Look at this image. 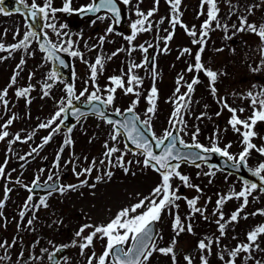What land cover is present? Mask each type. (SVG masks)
Instances as JSON below:
<instances>
[{
    "label": "snow or ice",
    "instance_id": "snow-or-ice-1",
    "mask_svg": "<svg viewBox=\"0 0 264 264\" xmlns=\"http://www.w3.org/2000/svg\"><path fill=\"white\" fill-rule=\"evenodd\" d=\"M72 2L73 0H63V6L61 8H55L53 7V0H42L41 3H38L37 0H31L30 5L26 3V0H17V4L26 9V12H22L19 6L15 9L17 13H22L25 16L26 31H24L22 38L16 40L15 43L5 45L0 42V53H7V55H0V61L11 58L16 52L23 53L10 78L8 86L0 90V105L3 106L5 114L9 110L10 102L7 99L9 90L17 84L18 77L27 62L26 57L34 55V52L31 51L33 42L38 45L39 51L44 54L45 61L52 62L55 65L48 71L41 83V98L49 97L56 83L63 84V91L65 93V96L57 102V108L54 113L47 120L39 122L36 128L29 132L21 130L13 134L9 131V128L17 119L15 114L8 116L3 123H0V142H6L8 145L5 159L3 163H0V179L21 185L29 193L18 213L19 222L17 223V233L21 231V224H23L26 218L27 227L31 229V226L37 219L36 213L41 208L47 209L49 207L47 202L48 197L53 192L63 195L67 192L77 191L87 187L95 194L98 183L112 178L114 174L112 169L119 167L125 174H128L131 165L134 163L131 160H126L129 154L141 156L143 158L142 161L136 160L135 163H142L144 168H151L158 174L159 182L151 189L148 195L137 193L135 196L136 202L120 207L106 222L99 224L84 223L80 225L74 233L71 244L53 245L54 251L51 252L48 248H41V255L39 256L35 255L31 250L26 253L22 248L17 255V264H32V262L39 264V262L43 261L44 254H47L49 264H61V260H63V264H69L67 256L58 259V254L62 253L65 248L79 247L80 255L85 256L87 249L94 248L95 240L106 241V243L103 245L100 253L92 251L91 255L86 256L87 264H150V260L155 253L168 256L171 258L172 264H177L176 237L174 236L167 246H160L158 238L162 239V236L155 230L154 225L167 212L169 215H173L172 228L176 236L185 231L192 233V224L190 222L185 224L178 211L173 214L174 209H179L178 201L184 199L190 209V216L185 217V220L190 219L195 214H200L207 220L208 217L205 213L207 212V203L210 201L209 198V201H205L204 207H198L197 204L201 198L199 195L189 199L180 194L181 187L194 188L197 193H202L199 185L192 184L191 178L182 173V165L191 164L199 169L201 164L198 161L207 162L211 154H219L225 157L227 161H231L233 168L239 169L241 165L247 167V161L253 151L257 152L261 157H264V144L258 146L253 143L254 138L258 137V133L255 131L256 125L264 122V88L249 90L247 93L240 94V98L247 100L249 102L248 107L252 110L251 114L247 117H243V113L247 111L246 108L232 107L226 97H218L215 83L225 73L214 70L202 62V53L205 51L209 33L216 30L222 31L224 33V40H233L239 33L257 36L260 41L257 49L260 55V63L252 71L260 72L264 69V22L249 21V16L252 14L256 5L248 6L244 10L247 14H244V12L237 14L239 11L238 6L233 4L232 0H200V12L198 16H206V18L200 25L199 31H197L195 26L189 29L181 21L182 12L180 6L182 0H166L170 6V16L168 18L162 17L158 21H153L152 18L158 11L160 0H155L154 7L147 12L142 11L139 7L142 0H136L134 14L137 19L130 25L131 34L124 36V39L128 42V48L125 49L122 46L110 55L104 56L99 52V49L103 48L107 36L114 32V25L121 22V4L130 6L133 0H119V3L118 0H91L90 3L78 9L71 7ZM221 2L226 4L229 9L227 18L221 17ZM0 12L8 14L2 7H0ZM58 12L69 14L77 12L81 15L91 14L95 15L96 20L103 21L108 19L112 21L106 29L105 34L98 37V44L89 46L85 42V47L88 48V51H98V54L92 62H89L85 58L84 53L79 50L78 45L82 37L74 39L72 34L66 31L68 25L57 22L56 14ZM233 15L237 16L238 23L229 24L228 21L231 20ZM165 19L168 20L172 31H168V29L164 30L166 35L162 38L164 47L161 51L163 53L169 51L168 42L173 38L177 25L183 27L186 33L190 37H193L192 44L197 45L198 50L194 54V62L187 67L188 72L195 73L196 75L193 76L190 82H186V91L183 93H181V86L184 81V76H178L174 99L170 98V102L174 104L169 119L171 127L166 128L161 136H157L152 127L158 100V89L155 86L157 73L154 60L151 64L153 85L144 97L148 107L145 110L143 119L136 111L142 95L140 88L143 85V77L137 73V69L143 68L149 63V57L147 55L144 56V59L140 63L130 60L127 65V70L121 69L120 74L109 76L108 84L103 88L98 84V77L103 75L106 62L122 52L127 51L129 57L136 50L147 54L148 49L153 47L152 44H148L146 47L144 44L135 45L133 42L138 35L151 32L154 27L159 31L158 25H162ZM40 20H43L44 23L38 28V21ZM95 22V20L91 21L92 24H95ZM47 30L52 32L55 40L49 36ZM19 35L20 31L17 29L14 39ZM215 50L220 52L224 49L218 48ZM232 51H235V49H232ZM60 53L68 54L73 58H79L89 69V77L84 80L83 88L78 94L76 92L75 71L72 73V83L63 81L59 69L68 67V64L59 55ZM185 54L191 55V49L183 48L180 51V55ZM177 58L179 59L180 57L178 56ZM200 73H203L209 80L211 93L217 99V103L222 105L221 112L227 110L230 113L228 124L241 137L240 144L242 150L238 155H233L230 152L232 147L231 143L225 144L223 147L220 146L219 130L215 131L213 136L210 137V145H204L197 140L200 133L198 126L193 131H188L185 116L191 111V105L193 103L192 94L194 92V86L200 83ZM33 76L34 73H29V81L32 80ZM253 87L255 88V86ZM34 90L35 86L32 83H28L27 86L16 87L14 94L17 98L24 99L27 105L31 103L30 94ZM118 90L122 91L125 95L134 96L135 99L124 110L114 108V115L119 117L114 119L107 115L106 111L114 105ZM81 98H84L83 102L88 106L87 111L82 110L74 104V101L81 102ZM221 112H218L217 115H221ZM88 114L97 116L105 124L110 126L109 136L111 143L109 140L104 141V152L99 159L93 157L89 160L87 156L81 158L74 151H70L69 158L64 160L62 165L61 161L65 149H74L75 141L72 138L74 128ZM206 115V112H202L195 118L202 120ZM69 116L74 118L77 123L67 125L66 121ZM0 119H3V117H0ZM62 127H66V133L55 154L51 169L47 170V179L41 183L40 175L37 174L34 176L31 185L24 184L20 177L12 181L11 173L6 171L11 156H16L21 162V168L23 169L31 159H34L40 154V151L53 140L55 135L61 133ZM41 129L48 130V134L40 138L39 144L32 146L29 142L33 141L37 135V131ZM184 135H190L192 142L187 143L183 138ZM122 141L123 149L119 147ZM89 142H91V139ZM16 143L28 144L29 150L23 155H18L13 149V145ZM129 144L134 147H129ZM178 145L181 147H178ZM193 149L198 151H193ZM43 159L46 160L47 157ZM84 164L87 166H83ZM69 165H71L72 174L77 178L78 183L62 184L60 183L61 170L62 168L66 169ZM98 165L101 167H98ZM213 167L216 166L210 165V171L203 173V175L214 176L215 172L211 170ZM12 171H15V169ZM45 171L46 169L44 168L39 169V173H44ZM94 171L97 172V175L94 181L90 183L89 180ZM248 171L253 176L258 177L260 183L242 179V185L238 191L233 187L228 193L218 194L213 215L218 217L215 223L219 236H209L198 240L197 249L201 253L199 256L200 264H209L208 257L212 255V248L214 246L218 249L217 256L221 264H238V259H242L244 264H248L249 261H253V264H264V259H257L256 255H254V253H264V248L259 243L260 237L264 236V223H260L248 231L245 241H239L231 247L221 243L222 239L226 236L228 225L238 223L240 218L248 219L249 216H264V208L256 209L252 213L244 215L243 217L241 216L250 204V197L252 201L259 199L253 193L257 190L264 193V174H262L264 173V160L259 162L255 168H248ZM131 174L135 175V173ZM197 175L199 176L201 173L198 172ZM176 180H179L181 183L175 185L174 181ZM36 189L46 190L45 195L39 196L38 200H34ZM12 191L13 189L11 187H8L7 184L4 185V195L0 199V219H4L5 221L7 218L4 217L3 210L9 199V193ZM232 199L241 201V203L226 219L222 209L225 203ZM29 212H31L30 217H28ZM58 222L62 223V221H53V223ZM4 226L6 227L7 223ZM32 230L34 231V229ZM86 230H88L87 235H85ZM233 239L238 240V237H233ZM17 243L22 244L23 241L16 236L11 241H0V250H3V255H0V264H5V262L11 260L9 252L12 248L16 247ZM38 244L39 240L35 241L31 245V249H34ZM49 244H52V242L49 241ZM183 258L186 264H193L194 258L191 255H185Z\"/></svg>",
    "mask_w": 264,
    "mask_h": 264
},
{
    "label": "rangeland",
    "instance_id": "rangeland-1",
    "mask_svg": "<svg viewBox=\"0 0 264 264\" xmlns=\"http://www.w3.org/2000/svg\"><path fill=\"white\" fill-rule=\"evenodd\" d=\"M26 1L31 3V0ZM79 1L83 0H76V3ZM86 1L89 2L90 0H84V3ZM37 2L41 3L42 0H37ZM232 3L238 6L239 11L237 14L244 12L248 6L256 5L252 14L249 16V21L264 22V0H232ZM135 4L136 0H133L132 5L129 6V21L131 23L137 19L134 14ZM154 4L155 0H142L139 7L142 11L147 12L154 7ZM62 6L63 3L58 7ZM184 7L185 11L181 16L182 23L187 25L189 29H191L192 26H195L196 30L199 31L200 25L206 18V16H198V13L200 12V0H182L180 6L181 12ZM220 7L222 9L221 17L227 18V13L229 11L227 5L221 2ZM244 14L247 13L244 12ZM169 16L170 6L166 0H160L158 11L152 18L153 21H158L162 17L168 18ZM56 20L58 23H65L64 18L60 14L58 15V13L56 14ZM228 22L229 24L238 23L237 16L233 15ZM87 23H90L88 24V27L83 25L77 31H73L70 28L68 29V32L72 34L74 39L82 37L78 45L79 50L84 53L85 58L88 59L89 62H92L98 54V51H88V48L85 47V42H87L89 46L98 44V37L105 34L110 23L108 22V19L103 21L96 20L95 24H92L91 22ZM158 28L159 31L154 27L151 32L138 35L133 43L135 45L144 44L146 47L148 44H152L156 49L154 62L157 78L155 80V86L158 89L157 101L160 102L162 100L163 102L159 108L157 106L152 121V127L156 135L161 136L166 128L171 127L169 119L173 110L169 111L170 107L168 106L174 108V104L170 102V98L174 99V91L177 87L176 80L179 75H182L180 71L181 67H186V64H192L194 62V54L198 50V46L193 45V37H190L183 27L177 25L173 38L168 42L169 51L163 53L161 51L164 47L162 38L166 35L164 30L168 29V31H172V28L167 19H165V22L162 25H158ZM17 29H19L20 35L16 36L14 39ZM24 31H26V21L22 15L18 13L4 14L3 12H0V42L5 45L15 43L16 40L22 38ZM47 31L51 34L50 36L55 39L52 32L50 30ZM79 32H82L80 36H78ZM117 35V31L114 30L112 34L107 36L103 48L99 49L101 54L108 56L122 46L125 49L128 48V42L121 40ZM229 35H231V33H229ZM209 36L205 51L202 53V62L205 63L206 66L212 67L214 70L225 73V75L220 76L217 80L216 84H218L219 87L217 89V96L226 97L227 94L229 101L233 105L230 104L229 101L228 103L232 107H244L247 109V111L243 113V117H247L251 114L252 110L248 107L249 102L245 99H241L240 94L247 93L249 90H259L260 88H264V69L260 72L252 71V69L256 68L260 63V55L257 51L260 41L257 36L247 33H239L233 40H224V33L219 30L210 32ZM185 45H187V47L189 46L188 48L191 49L192 52L191 57L188 60L187 56L189 57V55H180V51L185 48ZM218 48H223L224 50L218 52L215 50ZM232 49H235V51H232ZM31 51L34 52L35 57L30 58L28 63H30V66L33 64L35 67V70L33 71V79H37V84L38 86L40 85L38 97L36 99L31 98V103L27 105L22 98H20L21 102H18L17 97L14 94L16 87H13L9 90V95L7 97L10 102L7 114H5L3 106L0 105V117H3V119H0V123H3L4 120L12 114L17 116V119L9 128V131L13 134L21 130L29 132L35 129L39 122L47 120L57 108V100L54 99V101H51L50 96L41 98V83L50 70L49 62L45 61L44 56L39 53L38 48L35 46V42L32 44ZM0 55H7V53H0ZM21 55H23L22 52H16L11 58L0 61V90L2 86H8L14 68H16ZM144 56L145 53L140 50L134 51L131 57H129L127 51L122 52L106 62L103 76L109 77L112 75H118L120 74L121 69H124L125 71L127 70V65L130 60L140 63L144 59ZM178 56L180 57L179 59L177 58ZM29 57L30 56H27L26 60H28ZM10 59L11 62H9ZM75 60H77V65L81 66V68L77 66V73L80 75L79 77L88 79L89 69L86 64L79 58H75ZM182 61H184V63H182ZM29 69L30 67L27 66L24 72ZM137 73L143 77V85L140 88L142 95L136 111L142 116V118H144V113L148 104L143 95L147 94L148 91L142 90L146 86V82L150 88L153 85L152 67L145 66L137 69ZM194 74L195 73L192 72L188 73V76L190 77L189 82L192 80L191 77ZM199 79L200 83H204L207 78L203 73H200ZM207 81L208 83L203 86V90H199L201 88L198 87L197 91L196 87L199 83L194 86L191 111L185 116L188 131L191 132L198 126L200 133L197 140L204 145H210V137L213 136L215 131L219 130L220 146L223 147L225 144L231 143L232 147L230 152L233 155H238L242 150L240 136L234 132L228 124L230 113L227 110L221 112L222 105H219L217 101L213 99L214 96L210 91L209 80L207 79ZM184 82H188L187 76L182 82L181 93L186 91V84ZM28 83L34 85L35 82L29 81V79H25L24 77L22 78L21 74V76L18 77L15 86L24 87L27 86ZM106 84H108V82H106ZM253 86H255V88ZM82 88L83 86L81 89ZM57 91L59 92L56 96L58 100H60L65 96L62 83ZM168 94H170L168 96L169 103H167V99L165 98ZM161 95L162 97L165 95V99H163ZM133 99H135L134 96L125 95L122 91L118 90L117 99L114 104H119V108L123 110L122 108L128 107ZM205 105L207 106L206 108ZM162 109L164 110L162 111ZM202 112H206V117L196 122L195 117L199 116ZM218 112H221V115L218 116ZM181 127H183V125H181ZM75 129L73 130L74 134H72V137L74 138L76 136V144L80 145L74 147V149H65L61 161L62 165L63 161L69 158L70 151H74L75 154L81 158L87 156L89 160L93 157L97 159L101 158L104 152V141H110V126L105 124L101 119L89 117L85 118ZM255 131L258 133V137L254 138V142L260 143V138H264V130L261 127V123L256 125ZM47 132L48 130L46 129L38 130L33 141H30L29 143L32 146L39 144L40 138L45 136ZM65 133L64 130H61L60 134L55 135L53 140L40 151V154L34 159H31L23 169L21 168V162L15 155H12L6 169L7 172L11 173V180L15 181L17 177H20L24 184L31 185L34 176L37 174L40 175L41 179L47 178V170L52 167L55 154L61 145L60 141L63 140ZM183 138L186 142H192L190 135H184ZM90 139L91 142H89ZM7 147L8 145L6 142H0V163H3L5 159ZM119 147L123 149V141L120 143ZM13 149L18 155H23L29 150V145L16 143L13 145ZM44 157H47V159H43ZM260 158L261 156L259 154L255 157V159ZM142 159L141 156H134L132 154L127 155L126 160L134 162L130 167V172L125 174V172L119 167L112 169L114 173L112 178L98 183L95 189V194H93L92 190L89 188L84 187L77 191L67 192L63 195H51L48 197L47 201L49 207L47 209L44 208V211H42L43 208H41L36 213L37 219L31 226V229L27 227L26 218L23 224H21V231L19 233H17V223L19 222L18 213L29 193L21 185L8 182L5 179H0V199L3 198L5 184L13 189V191L9 193V199L3 210L4 217H6L7 220L0 219V234H6L8 241H11L14 236L18 237V239H22V244L17 243L19 248L26 249V253L31 250L37 256L41 255V243L44 244V248L48 247L49 251L53 248V245L62 243L71 244V241L74 238V233L78 230L80 225L84 223L99 224L106 222L120 209V207L136 202L135 196L137 193L148 195L151 189L155 187L159 182V176L151 168H144L142 163H135L136 160L142 161ZM249 165L256 167V165L251 162ZM83 166L86 167L87 165L84 164ZM98 167L101 166L98 165ZM41 168L46 169V171L44 173H39V169ZM13 169H15V171H12ZM211 170L215 172L214 176L203 175V173L210 171V168L204 164H202L199 169L188 164H183L181 167L182 173L191 178L192 184L199 185L200 189H202V193H197L194 188L181 187L180 194L189 199L199 195L201 198L198 201V207H204L205 201H209V198L210 201L207 203V212L205 213L208 217L207 220H205L200 214H195L190 219L185 220V217L190 216V209L184 199L178 201L179 209L173 210V214L178 211L182 221L185 224L190 222L193 227L192 233L185 231L179 237H176L177 243L175 247L177 264H186V261L183 258L185 255H191L194 258L193 264H200L199 256L201 253L197 249L198 240L209 236H219L217 225L215 223V220L218 217L213 215V211L216 208L218 194L228 193L233 187L238 191L242 185V180L236 175L226 174L214 168ZM77 171H79V169H77ZM198 172L201 173V175L198 176ZM66 173L67 175L65 176ZM131 173H135V175H132ZM61 175L64 177L65 184L78 183L77 178L72 174L71 165L66 169L62 168ZM96 175L97 172L94 171L89 180L90 183L94 181ZM81 179H83V177H81ZM180 183L179 180L174 181L175 185H179ZM24 191L26 193H24ZM253 195L259 199L252 201V198L250 197V204L245 209L244 213L241 214L242 217L252 213L256 209L264 208V193L257 190ZM38 199L39 196L35 195L34 200ZM240 203L241 201L236 199L229 200L225 203L222 210L226 219L239 207ZM13 211H15V213ZM30 216L31 213L29 212L28 217ZM53 221H62V223H53ZM172 222L173 215H169L167 212L159 221L158 233L162 236V239L158 238L160 246H167L173 237L176 236L172 228ZM5 223H7L6 227L4 226ZM260 223H264V216H249L248 219L240 218L238 223L228 225L226 236L222 239L221 243L231 247L239 241H245L246 233ZM49 225H51V227H49ZM32 229H34V231ZM87 233L88 230H86L85 235H87ZM233 237H238V240L233 239ZM36 238L39 240V244L36 245V247L40 245L39 250H37L36 247L34 249L30 248L31 245L37 241ZM1 239L2 237L0 238V241H3ZM49 241H51L52 244H49ZM102 242L104 241L95 240L94 248L87 249L86 255L89 250L99 253L102 248ZM259 243L261 247L264 248V236L260 237ZM20 251L21 250L18 248H15V255ZM217 251L218 249L214 246L212 248V255L208 257L209 264H221V261L217 256ZM0 255H3V252ZM86 255L81 256L79 247H73L68 255V262L69 264H81V261L84 262L86 260ZM254 255H256L257 259H264V253H254ZM11 259L13 260L12 256ZM5 264H17V259L5 262ZM32 264H37V262H32ZM39 264H49L47 254H44L43 261L39 262ZM150 264H172V260L168 256L155 253L150 260ZM238 264H244L243 260L238 259ZM248 264H253V261H249Z\"/></svg>",
    "mask_w": 264,
    "mask_h": 264
},
{
    "label": "water",
    "instance_id": "water-1",
    "mask_svg": "<svg viewBox=\"0 0 264 264\" xmlns=\"http://www.w3.org/2000/svg\"><path fill=\"white\" fill-rule=\"evenodd\" d=\"M3 2L6 4V7L8 9H16V7L19 6V7H21V9H22L23 12H26V9H24L23 6L17 4V0H3ZM118 3H119V1H118ZM122 7H123V5H122ZM67 15L70 17V19L72 20V22H74V21H77V22L80 21V19L78 17H80L81 14H79V13L78 14H74V13L69 14V13H67ZM91 16L93 17L94 15H91ZM29 22H31V21H29ZM40 25H42L41 20L38 21V28H39ZM117 25L120 26V27L123 25V11H122V19H121V22L119 24H117ZM59 55H61L62 58L65 59L66 63L68 64V67H66V68H60V70L64 74L69 75V72L70 71L65 72L67 69L70 68L69 61L65 58V56L63 54L60 53ZM150 57H151V55H150ZM78 107H80L82 110H85V111H87V108H88V106L86 104H84L82 106H78ZM106 114L109 115V116H111L114 119L119 118V117H116L114 115V113L106 112ZM74 122H76V120L74 118H72L71 116H69L68 120L66 121V124L67 125H70V124H72ZM129 145L132 146L131 144H129ZM132 147H134V146H132ZM178 147H181V146L178 145ZM156 151H159V150H156ZM193 151H198V150L193 149ZM199 162L200 161H198V163ZM207 163H209L211 165H217V166L221 167L222 169L235 171V172L239 173V175H241L242 177H244V178H246V179H248L250 181H253V182L258 181L260 183L259 178L253 176L248 171V167H245V166L241 165V167L239 169H235V168L232 167V162L231 161H227V159L225 157H222L219 154H211L210 158L207 160ZM154 228L156 230V225H154Z\"/></svg>",
    "mask_w": 264,
    "mask_h": 264
}]
</instances>
